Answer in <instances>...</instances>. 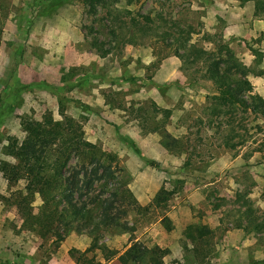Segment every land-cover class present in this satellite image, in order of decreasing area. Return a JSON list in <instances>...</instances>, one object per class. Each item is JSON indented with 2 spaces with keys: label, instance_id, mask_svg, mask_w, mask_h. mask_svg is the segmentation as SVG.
<instances>
[{
  "label": "rangeland",
  "instance_id": "rangeland-1",
  "mask_svg": "<svg viewBox=\"0 0 264 264\" xmlns=\"http://www.w3.org/2000/svg\"><path fill=\"white\" fill-rule=\"evenodd\" d=\"M248 4L255 12L245 0H103L90 13L83 0H0V264H49L62 253L74 264H121L117 258L135 243L161 264H264V231L237 227L245 202L264 217L263 121L214 111L205 69L186 68L175 55L190 47L212 53L223 42L264 99V12L249 24ZM141 16L153 23L130 36L128 24L144 23ZM25 117H52L96 146L102 159L82 167L74 155L65 176L77 184L75 200L92 207L93 223L114 205L117 225L77 224L60 231L62 241L24 225L17 194L26 182H9L1 162L16 163L5 149L8 139L25 137ZM167 136L179 147L166 150ZM239 136L244 146L226 148ZM162 187L172 192L164 203L146 215L135 211ZM40 206L37 198L36 213ZM195 224L210 235L198 257L185 249Z\"/></svg>",
  "mask_w": 264,
  "mask_h": 264
},
{
  "label": "trees",
  "instance_id": "trees-1",
  "mask_svg": "<svg viewBox=\"0 0 264 264\" xmlns=\"http://www.w3.org/2000/svg\"><path fill=\"white\" fill-rule=\"evenodd\" d=\"M61 1L51 0L54 6L59 5ZM245 1L254 2L255 17L259 16L260 12H264V0ZM102 2L103 0H83L90 13L95 11ZM130 2L131 0H129V4ZM141 18L144 23H140L135 18L131 19L132 24H128L129 27H127L130 36H133L134 28L140 26L141 32H146L149 28L148 25L153 23L149 16H141ZM190 30V28L188 31L180 29L177 35L179 37L189 35ZM97 45L98 43L94 40L92 46L98 48ZM103 54L107 55L108 52L105 51ZM175 55L182 60L186 68L196 64L198 68L205 69L202 78L211 81L215 87V95L210 98L214 111L240 110L242 114H251L257 120L261 119L264 124V99L253 92V87L246 78L248 69L235 58L223 42L216 45V49L212 53L203 50L196 51L194 47H190L184 53L175 51ZM22 127L25 133L23 140L19 142L15 138H10L5 149L7 155L12 157L16 163L1 162V166L2 172L9 182L17 183L21 180L26 182L24 189L17 194L18 208L24 225L33 228L34 233L41 238L51 236L56 237L59 241H62L60 231L67 234L72 226L77 224H81L80 229L85 230L92 226V231L101 225H117V219L110 215L114 207L113 203L108 204V207L113 205L111 210L102 212L100 222L93 223L90 220L92 207L88 208L87 205L79 204L75 200V193L78 191L77 184L73 179L70 180L65 176L74 155L78 157L82 167L92 166L94 162L102 159L95 151L96 146L85 141L75 130L55 122L52 117H46L43 121L25 117L22 118ZM258 130L261 131L259 125ZM238 138L241 140L235 145L226 143V148H240L246 144V140L242 136ZM165 139L163 146L166 150L173 151L179 147L178 140L172 139L170 136ZM171 195V191L162 187L148 206H136L135 211L146 215L150 213V209L160 206ZM37 198L41 201L38 213L33 207ZM220 207L221 205H216L214 208L217 210ZM243 207L244 211L240 215L244 219L237 227L246 234L263 233L264 217L256 216L251 205L247 202L243 203ZM167 221H169L168 218L163 219V222ZM186 235L192 249H188L187 245L185 249L198 257L200 245L209 244L207 240L210 238L208 227L202 224L189 226ZM259 240L264 243V238ZM152 254L156 255L150 249L142 247L140 243H135L117 260L121 264H161Z\"/></svg>",
  "mask_w": 264,
  "mask_h": 264
},
{
  "label": "crops",
  "instance_id": "crops-1",
  "mask_svg": "<svg viewBox=\"0 0 264 264\" xmlns=\"http://www.w3.org/2000/svg\"><path fill=\"white\" fill-rule=\"evenodd\" d=\"M240 10L241 9L239 8V11L238 12H240ZM245 10H247V11H245ZM243 12H244V17L246 18V21L248 20L249 24H251V21L253 19V14H254L253 13L254 12L253 11V7H251V5L248 4V6L246 8H244V11ZM217 14H218L219 17L224 18L221 15L220 11H218V10H217ZM226 15H227L228 18L230 17L231 20H234V19H237V18H239L240 20L242 19L240 13H234V12L233 13H230V12H228ZM227 27H228L227 29L232 30L231 31L232 35L234 34L236 36L238 34V32H237L234 24L230 23V24H228ZM33 254H35V253L34 252H30L29 255L33 256ZM34 261H35V259H34ZM34 264H39V263L38 262H35ZM49 264H74V263H73L72 259L70 260L69 258H67V256H66L65 253H62L61 254V257H59L58 255H54V258H51Z\"/></svg>",
  "mask_w": 264,
  "mask_h": 264
}]
</instances>
